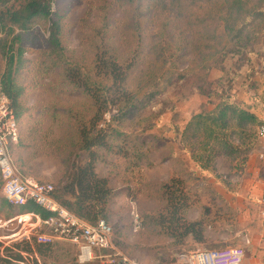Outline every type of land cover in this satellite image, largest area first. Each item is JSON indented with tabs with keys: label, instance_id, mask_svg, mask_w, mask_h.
<instances>
[{
	"label": "rangeland",
	"instance_id": "rangeland-1",
	"mask_svg": "<svg viewBox=\"0 0 264 264\" xmlns=\"http://www.w3.org/2000/svg\"><path fill=\"white\" fill-rule=\"evenodd\" d=\"M221 1L204 3L197 14L204 22L197 24L195 16L180 14L170 0H54L65 54L73 66L92 76L95 85L101 84L97 69L101 60L117 59L124 67L132 66L127 87L135 99H143V108L122 116L107 102L102 120L92 97L65 80L61 67L51 65L50 23L38 20L28 31H15L21 34L16 47L20 44L26 60L16 75L25 88L22 102L27 109L19 119V144L13 148L21 172L58 185L74 164L88 159L81 131L96 133L103 121L109 124V147L96 148L95 169L113 189L108 222L113 226L114 249L96 251L97 256L120 253L141 264H180L182 253L240 246L246 252L244 264H264L259 128H252L248 137L233 134L232 142L243 143L240 153H222L206 170L181 141L188 120L212 108L220 92L235 94L240 104L264 119V72L257 71L264 63V15L250 17L255 19L247 30L258 34L249 47L221 52L212 31ZM24 2L0 0V11ZM256 2L264 4L250 0L249 5ZM6 31L0 26V74L6 66L3 41L13 38ZM247 59L256 69L252 79L246 77ZM1 184L0 178V198H5ZM171 200L182 206L187 222L201 221L204 239L173 236L168 221ZM21 215L17 208L0 205V247L4 246L0 264H18L15 260L61 264L78 258V248L63 240L55 241L63 249L55 248L46 259L18 248L15 244L25 241L17 238L34 234L36 222L35 217ZM16 252H24L22 259L11 255ZM105 260L97 257L88 263Z\"/></svg>",
	"mask_w": 264,
	"mask_h": 264
},
{
	"label": "trees",
	"instance_id": "trees-1",
	"mask_svg": "<svg viewBox=\"0 0 264 264\" xmlns=\"http://www.w3.org/2000/svg\"><path fill=\"white\" fill-rule=\"evenodd\" d=\"M209 0H170L172 6L180 13H187L191 18L195 16L198 22H204L199 18L198 11L204 7V3ZM262 1V0H261ZM54 0H25L18 8H9L0 11V26L6 28L7 36L13 38L4 40L3 54L6 59V66L0 74V90L9 98L10 106L15 111L17 118L20 119L26 112V106L22 102V96L25 88L17 80V73L25 66L26 60L23 57L24 50L20 44L16 47L21 34H15L16 30L20 33L30 30L38 20H46L49 25L48 36V57L51 65L61 67L64 70L65 80L79 87L98 104L97 114H105L107 102L113 105V108L121 112V115H127L134 110L143 108L142 100L135 99L132 92L127 87L129 71L132 66L124 67L117 59L106 61L101 60V84H94V79L90 74H84L76 66H73L71 60L65 54L64 47L60 39V24L53 12ZM250 0H222L221 9L218 14V23L213 28V38L216 40V47L221 52H233L236 48H247L251 42L257 39V30H247V27L253 23V19L263 17L264 4L259 2L250 6ZM185 8H189L184 12ZM214 17V14L209 13ZM253 17L250 20V17ZM206 20V19H205ZM194 24L195 20H191ZM222 29L221 32H218ZM98 65V64H97ZM246 77L252 79L256 73L252 60L246 61ZM264 72V63L257 70ZM96 81V80H95ZM111 97H109V93ZM218 93V92H217ZM219 101L214 102L210 109H204L199 113L192 115L186 123L182 132V143L191 153L195 163L203 169H209L215 163L216 158L222 154H238L241 151L242 144H235L231 137L233 134L248 137L252 128H259L264 124V119L248 108L240 104L235 94L220 92L217 94ZM148 95V101H149ZM100 119V118H99ZM116 131V130H115ZM249 132V133H248ZM109 134V124L106 121L101 123V129L96 133L86 129L81 131V147L87 154V161L81 164H74L66 173L65 178L55 186L54 197L70 211L86 219L90 223H96L99 219H105L108 222V205L113 194V189L109 185L106 177L100 176L95 169V161L98 159L99 146L108 148L106 137ZM171 202L169 208V225L173 236L184 239L189 235L204 239L202 235L201 221L187 222L182 217L181 207L177 202ZM0 205L8 207L10 210L17 208L18 214L35 213L42 219L49 216V213L34 202H29L23 206H15L7 201L6 198H0ZM179 235H175V231ZM18 248L27 252L35 251L43 259L54 255L56 249H63L58 244H40L28 241L15 244ZM75 245V244H73ZM76 246V245H75ZM77 247V246H76ZM78 248V247H77ZM69 252V251H67ZM71 253H67L69 256ZM15 259H21L18 252L11 254ZM7 261L9 259L6 258ZM4 260V261H6ZM44 264H50L46 260ZM61 264H102L100 262L80 263L76 256L70 258L67 262Z\"/></svg>",
	"mask_w": 264,
	"mask_h": 264
},
{
	"label": "built area",
	"instance_id": "built-area-1",
	"mask_svg": "<svg viewBox=\"0 0 264 264\" xmlns=\"http://www.w3.org/2000/svg\"><path fill=\"white\" fill-rule=\"evenodd\" d=\"M258 138L260 139V157L264 162V124L259 127ZM19 140V119L10 106L8 96L0 90V178L2 194L12 205L23 206L29 202H34L49 213L45 219H42L38 214L28 213L31 219L32 217L36 218V222L32 223L35 232L17 239L30 243L36 241L40 244H51L56 240L70 242L78 247V261L80 263H88L97 257H102L106 259L104 264H141L138 260L120 253L101 254L100 256L95 254L96 251L114 249L113 226L105 219H99L96 223L88 222L70 211L54 197V184L39 181L33 176L21 172L13 158V148L19 144ZM259 203L264 206V196L260 198ZM24 215L26 214H22L20 218H23ZM261 215L264 217V209ZM0 243H3L1 239ZM0 248L3 254L4 246ZM21 253L24 254V252ZM245 258V249L240 246L201 248L182 253L180 264H244ZM15 261L18 264H26L23 260Z\"/></svg>",
	"mask_w": 264,
	"mask_h": 264
},
{
	"label": "crops",
	"instance_id": "crops-1",
	"mask_svg": "<svg viewBox=\"0 0 264 264\" xmlns=\"http://www.w3.org/2000/svg\"><path fill=\"white\" fill-rule=\"evenodd\" d=\"M263 165H264V162H263ZM261 193H262V191H260V194H259V196L261 195ZM264 196V175H263V193H262V195L260 196V197H263ZM258 203H259V201H258ZM258 206H259V208H260V211L262 212V210L264 209V206H262L260 203L258 204ZM263 259H264V254H263ZM260 263V262H259ZM258 263V264H259ZM262 264V263H261Z\"/></svg>",
	"mask_w": 264,
	"mask_h": 264
},
{
	"label": "bare ground",
	"instance_id": "bare-ground-1",
	"mask_svg": "<svg viewBox=\"0 0 264 264\" xmlns=\"http://www.w3.org/2000/svg\"><path fill=\"white\" fill-rule=\"evenodd\" d=\"M28 215V214H27Z\"/></svg>",
	"mask_w": 264,
	"mask_h": 264
}]
</instances>
